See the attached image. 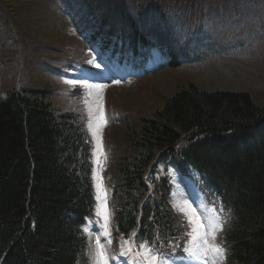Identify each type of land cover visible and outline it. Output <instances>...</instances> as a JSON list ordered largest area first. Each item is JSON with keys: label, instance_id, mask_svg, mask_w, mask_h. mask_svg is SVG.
<instances>
[{"label": "trees", "instance_id": "trees-1", "mask_svg": "<svg viewBox=\"0 0 264 264\" xmlns=\"http://www.w3.org/2000/svg\"><path fill=\"white\" fill-rule=\"evenodd\" d=\"M57 1L76 38L100 58L113 62L125 54L135 63L162 44L148 2ZM130 3L136 15L126 12ZM173 37L182 45L167 47L171 67L189 56L192 38ZM80 52L59 57L71 65ZM31 69L23 85L0 94V264H88L80 228L95 219L96 199L86 117L73 104L56 107ZM119 120L125 148L108 168L106 185L111 226L121 240L135 230V240L154 246L182 240L188 222L170 205L167 170L189 166L229 212L219 234L226 264H264V106L245 91H206L188 82L148 116Z\"/></svg>", "mask_w": 264, "mask_h": 264}, {"label": "rangeland", "instance_id": "rangeland-1", "mask_svg": "<svg viewBox=\"0 0 264 264\" xmlns=\"http://www.w3.org/2000/svg\"><path fill=\"white\" fill-rule=\"evenodd\" d=\"M140 1L148 2V9L151 13H156L154 21H150L151 25H154V33L159 29L163 37L180 34L187 40L189 32L191 37L192 31H202L201 36L206 32L203 43L208 55H205L203 50V54L191 57L190 64H193V67L183 64L178 67L154 69L151 66L152 70H148V74L135 85L133 81L142 75L137 74L136 70H131V76L122 79L120 83H112L108 78L113 72L108 68L105 71L98 68L101 75H104L101 76L103 78L90 81L85 78L90 70L80 67L81 63H75L79 60L85 65L89 63L86 48L61 16L57 0H0V94L4 95L8 88L23 85L22 74L33 68L32 76L43 87L52 91L56 98V107L63 109L73 104L78 111L85 114L91 138L93 171L97 173L102 193L107 197L106 208L109 216V193L103 171L105 172L106 166L109 168L125 148V144L120 143L125 125H117V115L126 118V122L131 124L137 117L148 116L158 109L165 97L184 88L188 82L206 91H245L249 93L254 104L264 106V0H196L197 2L192 1L191 5L181 4L184 0ZM125 3L129 5V2ZM198 8H201V13H196ZM130 10L132 13L136 12L133 3H130ZM165 41L169 42L171 39L166 38ZM61 47L63 51L60 50L59 55L63 53L66 58L72 57V52L77 49L81 51L80 57L72 61L75 65L73 70H67L54 61ZM193 47L190 45L189 48ZM41 50L44 54L35 58ZM153 54L157 55L156 52ZM163 59L160 57V60ZM28 61L29 65L25 64ZM155 63L151 61V64ZM91 64L96 68L94 61ZM119 73L126 76L127 70L121 69ZM89 122L92 123L95 137L88 128ZM97 144L100 145L99 149ZM94 149L101 160L100 165L93 162ZM185 174L189 176L200 195L212 225H221L222 230L218 231L217 235L222 233L228 223L229 212L221 207L213 191L204 186L203 177L199 172L187 167ZM93 183L96 197L97 181L93 180ZM97 207L96 200V212ZM94 214L97 220L105 223ZM108 223L109 219L107 225ZM101 228L104 234V225H101ZM85 229L89 234L92 264H99L97 243L93 240L90 230ZM108 233L104 234L109 237L106 254L108 260L116 261L117 255L125 257L132 254V251L130 254L124 252L119 235L113 233L112 229L108 230ZM140 244L135 245L136 252L143 251L138 247ZM148 247L161 264H176L172 256ZM141 259L143 260L142 257ZM221 262L220 259L219 263Z\"/></svg>", "mask_w": 264, "mask_h": 264}, {"label": "snow or ice", "instance_id": "snow-or-ice-1", "mask_svg": "<svg viewBox=\"0 0 264 264\" xmlns=\"http://www.w3.org/2000/svg\"><path fill=\"white\" fill-rule=\"evenodd\" d=\"M89 63H93V60H89ZM96 67L99 68L100 65L96 64ZM101 120H103L102 115ZM88 128L90 131H92L93 126L91 122H89ZM92 134L95 137L96 134L94 131H92ZM99 147L100 145L97 144V149H99ZM101 155L103 154L101 153ZM93 158V162L96 165L101 164V160L98 158L97 150L95 149L93 151ZM93 180L97 181L95 184L97 192L95 199L98 201L96 215L104 220V234L108 235L107 222L109 219V214L106 208L107 197L102 193V185L98 181V176L95 170L93 171ZM101 206H103V211H101ZM178 210L186 218L189 226V231L186 233V235L189 237V246L185 249L189 258L192 260L201 261V264H204V257L208 252H211L214 254V256H219L221 259H223L225 255V249L219 244L215 243L217 232L222 230L221 225L217 223L215 226H213L211 223H205L203 216L200 214L201 210L198 207L193 208L190 204H186L185 206L180 207ZM217 220H219L218 217ZM85 231H87V229H85ZM124 243L125 245H130L131 241L125 239ZM138 247L143 251H138L136 256L143 258V264H161L159 258L153 255L152 249H150L147 244H140ZM97 248L99 264H107L105 253L100 246L99 239L97 240ZM128 251H131L130 247L128 248Z\"/></svg>", "mask_w": 264, "mask_h": 264}, {"label": "bare ground", "instance_id": "bare-ground-1", "mask_svg": "<svg viewBox=\"0 0 264 264\" xmlns=\"http://www.w3.org/2000/svg\"><path fill=\"white\" fill-rule=\"evenodd\" d=\"M157 2H160V1H163V0H156ZM193 0H186V2H192ZM153 2V1H152ZM151 2V3H152ZM246 2H248V1H246ZM148 8L149 7H147V10H148ZM112 12L114 13V10H112ZM127 12V14H129V15H132V11H130V10H127L126 11ZM121 13V11H117V12H115L114 14H113V16H116V17H119V14ZM125 13V12H124ZM134 14L136 15V12H134ZM124 15V14H123ZM123 15H122V17H123ZM186 19V18H185ZM186 21H187V19H186ZM189 41H190V43L196 48V49H201L202 48V46H201V43L196 39V38H190L189 39ZM153 51H156V52H161L160 50H157V49H155V48H153L152 49ZM142 63V62H141ZM98 70L95 68V69H92V75H87V76H85V78H87V79H90L91 81H94L95 79L97 80V76H98V72H97ZM248 95H249V93H248ZM250 96V95H249ZM183 170V169H182ZM181 187H184V186H182V185H180ZM177 188V187H176ZM176 188H174V191H177V193H176V195H175V197H174V203L176 204V206H185L186 204H190L193 208H199L200 210L202 209V207H203V203H201V202H199L198 200L197 201H195L196 200V198L194 197L195 196V194H194V196L192 197L191 195H189L188 196V194H191V190H192V186H191V184L188 182V184H186L185 185V188H186V192L184 191V189L183 188H181V189H176ZM198 196H200L199 194H198ZM181 203H180V202ZM189 231V228L186 230V231H184L185 232V235H186V233ZM187 236V235H186ZM188 237V236H187ZM188 239H189V237H188ZM210 253V255H209V257H208V259H207V261H206V263L207 264H219V260L217 259V256H215L214 258L215 259H213V260H211V256L212 255H214V254H211V252H209ZM225 260H226V256L224 255V257H223Z\"/></svg>", "mask_w": 264, "mask_h": 264}]
</instances>
